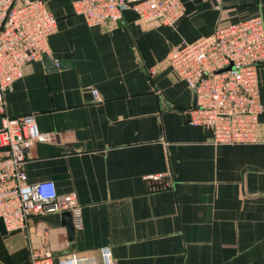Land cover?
Here are the masks:
<instances>
[{
	"label": "crops",
	"instance_id": "0c3cea01",
	"mask_svg": "<svg viewBox=\"0 0 264 264\" xmlns=\"http://www.w3.org/2000/svg\"><path fill=\"white\" fill-rule=\"evenodd\" d=\"M44 1L58 18L45 54L54 64L44 55L27 66L0 105V128L5 114L37 113L51 138L29 150L28 179L75 193L81 225L70 237L39 217L13 231L0 219V264H31L33 247L102 264L104 245L116 264H264V111L258 142L214 143L190 121L194 94L166 60L184 39L264 19V0H184L174 25L127 8L101 26L75 0ZM259 79L264 104V63Z\"/></svg>",
	"mask_w": 264,
	"mask_h": 264
},
{
	"label": "built area",
	"instance_id": "2783aa9c",
	"mask_svg": "<svg viewBox=\"0 0 264 264\" xmlns=\"http://www.w3.org/2000/svg\"><path fill=\"white\" fill-rule=\"evenodd\" d=\"M74 11L91 26L118 22L127 8L144 22L174 25L184 14V0H75ZM58 18L44 0H0V105L27 66L49 53V37ZM167 63L194 94L190 121L212 132L216 144L260 140L259 68L264 63V19L254 16L218 26L194 41L172 47ZM95 101H102L92 89ZM38 127L37 113L4 115L0 128V219L10 231L25 229L34 217L68 210L74 226L81 225L82 206L75 193L61 195L52 179L30 182L25 164L31 147L48 141ZM160 175L151 179L158 180ZM102 264H116L112 248L100 249ZM31 264H95L87 256L55 257L47 248L33 247Z\"/></svg>",
	"mask_w": 264,
	"mask_h": 264
},
{
	"label": "water",
	"instance_id": "95a60500",
	"mask_svg": "<svg viewBox=\"0 0 264 264\" xmlns=\"http://www.w3.org/2000/svg\"><path fill=\"white\" fill-rule=\"evenodd\" d=\"M44 60L50 66L54 64L53 60L47 55L44 56ZM58 64L61 66L62 62L59 61ZM39 218L47 221L52 226H58V225L65 226L70 237H72L74 234V225H73L72 215L70 211L48 214V215H45Z\"/></svg>",
	"mask_w": 264,
	"mask_h": 264
},
{
	"label": "rangeland",
	"instance_id": "374dc122",
	"mask_svg": "<svg viewBox=\"0 0 264 264\" xmlns=\"http://www.w3.org/2000/svg\"><path fill=\"white\" fill-rule=\"evenodd\" d=\"M1 252V251H0ZM3 259V258H2ZM1 257H0V260H2Z\"/></svg>",
	"mask_w": 264,
	"mask_h": 264
}]
</instances>
